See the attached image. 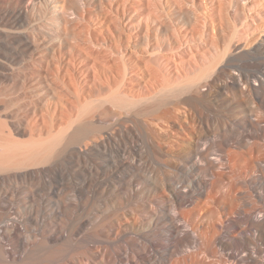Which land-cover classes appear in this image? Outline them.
I'll use <instances>...</instances> for the list:
<instances>
[{"label":"bare ground","instance_id":"bare-ground-1","mask_svg":"<svg viewBox=\"0 0 264 264\" xmlns=\"http://www.w3.org/2000/svg\"><path fill=\"white\" fill-rule=\"evenodd\" d=\"M62 1L0 11V68H54L0 113V264H264V11Z\"/></svg>","mask_w":264,"mask_h":264},{"label":"rangeland","instance_id":"rangeland-1","mask_svg":"<svg viewBox=\"0 0 264 264\" xmlns=\"http://www.w3.org/2000/svg\"><path fill=\"white\" fill-rule=\"evenodd\" d=\"M76 1L77 0L75 1L74 0H63L62 1L63 3L61 2V4H63V7H65V9L72 8V10H74L76 8V5H75ZM81 1H84V0H81ZM19 2L20 0H0V11L1 12L7 11L13 8ZM31 3H32V0H24L23 6L28 7L30 6ZM252 3L255 5V7L257 6L258 10L264 11L263 9L264 0H253ZM200 48L203 49L204 47L202 46ZM60 50L62 54H65V56L69 58L72 55H74L73 54L74 52L70 54V51L66 48H63ZM34 55L35 56L32 58V60L26 59V58L23 61L13 60L12 64L10 63L11 59H8V58H11L10 56L8 55L3 56L6 61L4 63L11 64V69L8 71H4V68L3 69L0 68V72L7 73L9 75L11 74V75L6 76L2 74V76L0 77V93H2V95L0 96V113H3L6 111V112L14 114V112H18L17 113L18 115L16 113L14 114V115H17L18 118H21L23 115L29 116L32 118V110L37 111L38 105H40L39 94H41L39 87L43 85L44 76L53 74L54 68H52V66L50 65H47L46 51H40L39 53L34 54ZM261 56L264 57V54L263 55L261 54ZM22 79H24L25 81L24 87L21 85ZM53 84L56 85L57 81L53 80ZM17 107L18 109H15ZM177 132L178 131L176 128L172 129V131L170 132L172 139H173V136L177 134Z\"/></svg>","mask_w":264,"mask_h":264}]
</instances>
